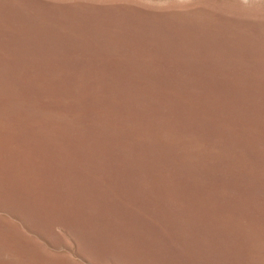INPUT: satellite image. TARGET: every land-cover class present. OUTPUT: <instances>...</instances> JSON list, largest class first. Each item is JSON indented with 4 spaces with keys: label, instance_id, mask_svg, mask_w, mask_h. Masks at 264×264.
Wrapping results in <instances>:
<instances>
[{
    "label": "rangeland",
    "instance_id": "1",
    "mask_svg": "<svg viewBox=\"0 0 264 264\" xmlns=\"http://www.w3.org/2000/svg\"><path fill=\"white\" fill-rule=\"evenodd\" d=\"M0 264H264V0H0Z\"/></svg>",
    "mask_w": 264,
    "mask_h": 264
}]
</instances>
